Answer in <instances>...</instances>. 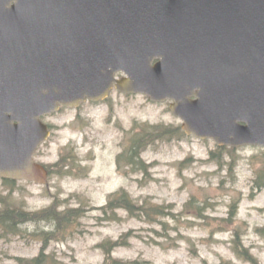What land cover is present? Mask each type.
Returning a JSON list of instances; mask_svg holds the SVG:
<instances>
[{
  "label": "water",
  "instance_id": "obj_1",
  "mask_svg": "<svg viewBox=\"0 0 264 264\" xmlns=\"http://www.w3.org/2000/svg\"><path fill=\"white\" fill-rule=\"evenodd\" d=\"M114 88L171 100L189 135L264 146V0H0V177L48 183L41 117Z\"/></svg>",
  "mask_w": 264,
  "mask_h": 264
},
{
  "label": "rangeland",
  "instance_id": "obj_2",
  "mask_svg": "<svg viewBox=\"0 0 264 264\" xmlns=\"http://www.w3.org/2000/svg\"><path fill=\"white\" fill-rule=\"evenodd\" d=\"M170 103L114 89L103 101L45 115L52 133L36 160L52 165L75 155L77 166L50 172L46 184L0 177V209L3 197L31 211L56 199L61 209L84 207L72 232L50 241L47 253L58 264H104L106 250L124 264H264V188L255 183L264 176V147L223 150L213 139L188 135ZM157 125L181 132L149 144L142 154L148 171L128 165L133 133ZM123 191L140 204L173 205L174 215L149 220L123 208L106 212L109 197ZM56 227L41 221L23 224L21 235L0 231V264L36 257L42 243L34 234Z\"/></svg>",
  "mask_w": 264,
  "mask_h": 264
},
{
  "label": "trees",
  "instance_id": "obj_3",
  "mask_svg": "<svg viewBox=\"0 0 264 264\" xmlns=\"http://www.w3.org/2000/svg\"><path fill=\"white\" fill-rule=\"evenodd\" d=\"M181 132L178 127H167V126H149L142 127L140 130H137L133 133L131 137L130 145L126 148V153L128 154V165L133 166L142 171H148L149 165L146 160L143 158L142 154L144 150L154 142L157 138L163 139L167 136H172ZM220 149L225 150L226 147H221ZM214 152H212L213 158ZM124 156V155H123ZM120 155L118 157L119 163L123 157ZM73 159V160H72ZM77 166V158L75 155H71L69 159L62 157L56 163L52 165H47L50 172H59V173H70ZM69 168V169H67ZM6 182H16L12 180H5ZM256 188H264V176L259 175L255 180ZM58 197V196H57ZM9 197H3L2 203L3 208L0 209V231L4 236L10 234L21 235L24 232L23 224L30 222H41L48 221L49 223H54L57 227L54 231H45L41 230L36 232L34 235L38 236L37 238L42 243V248L40 253L33 258L18 257L17 261L12 264H58L50 254L47 253L50 241L58 238L59 234L67 235L70 234L73 228V224L78 218H81L84 214V207H66L61 209L63 206L60 203L59 199H56L49 206L41 209L31 211L23 206L13 205L8 201ZM194 203V199H191L186 205L191 206ZM123 208L132 216L145 217L149 220H158V217H164L167 215H174L171 210L174 208L173 205H154L153 202H144L137 203L128 192H117L112 194L109 197L107 205L104 207V210H112L115 212V209ZM236 209H234L235 211ZM233 211L232 214L235 212ZM202 216V215H201ZM125 236L122 237L125 238ZM115 242L111 246H119L122 243ZM239 253H243L241 248H237ZM106 259L104 264H124L122 260L117 259L112 256L113 250H106Z\"/></svg>",
  "mask_w": 264,
  "mask_h": 264
}]
</instances>
